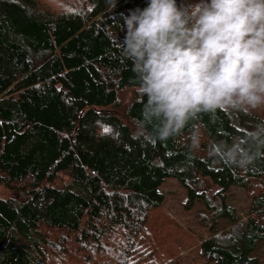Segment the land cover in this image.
I'll use <instances>...</instances> for the list:
<instances>
[{
    "label": "trees",
    "instance_id": "1",
    "mask_svg": "<svg viewBox=\"0 0 264 264\" xmlns=\"http://www.w3.org/2000/svg\"><path fill=\"white\" fill-rule=\"evenodd\" d=\"M147 4L0 0V264H173L147 233L167 178L209 211V220L200 215L206 264H259L264 156L244 171L215 162L208 149L264 118L201 114L193 121L201 147L192 151L187 128L162 142L150 125L138 127L142 105L118 24ZM233 188L249 198L244 222L227 202ZM218 219L235 227L232 236L219 232ZM18 237L28 245L17 246Z\"/></svg>",
    "mask_w": 264,
    "mask_h": 264
},
{
    "label": "clouds",
    "instance_id": "2",
    "mask_svg": "<svg viewBox=\"0 0 264 264\" xmlns=\"http://www.w3.org/2000/svg\"><path fill=\"white\" fill-rule=\"evenodd\" d=\"M118 27L142 105L134 119L138 127L150 125L155 139L168 141L187 128L192 151L201 147L193 123L201 114L264 109V0H148ZM208 154L246 171L264 156V121L231 142L210 144Z\"/></svg>",
    "mask_w": 264,
    "mask_h": 264
},
{
    "label": "rangeland",
    "instance_id": "3",
    "mask_svg": "<svg viewBox=\"0 0 264 264\" xmlns=\"http://www.w3.org/2000/svg\"><path fill=\"white\" fill-rule=\"evenodd\" d=\"M253 113L264 118V109H258ZM204 188L209 194L216 191V187L208 181L205 182ZM158 190L163 193L164 202L153 212L147 226V233L153 238L155 251L173 264H206L208 260L200 255L199 243L207 238L209 233L208 227L202 224L200 215L209 220V211L201 201L189 202L185 188L176 178L165 179ZM1 191L3 192L0 189V193ZM226 195L227 202L235 207L242 221H246L249 198L244 191L233 188ZM211 205L217 207L219 201L214 199ZM217 226L221 234L233 235L235 227L226 221L218 219ZM16 245L26 246L28 243L18 237ZM30 254L32 257L36 256L33 249L30 250ZM254 255L260 259L259 264H264V244L258 246ZM36 262L45 264L39 257L36 258Z\"/></svg>",
    "mask_w": 264,
    "mask_h": 264
},
{
    "label": "snow or ice",
    "instance_id": "4",
    "mask_svg": "<svg viewBox=\"0 0 264 264\" xmlns=\"http://www.w3.org/2000/svg\"><path fill=\"white\" fill-rule=\"evenodd\" d=\"M105 132L109 131L107 128L104 129Z\"/></svg>",
    "mask_w": 264,
    "mask_h": 264
}]
</instances>
